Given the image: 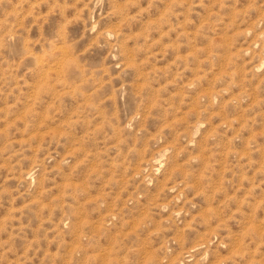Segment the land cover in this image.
Listing matches in <instances>:
<instances>
[{
  "label": "rangeland",
  "instance_id": "obj_1",
  "mask_svg": "<svg viewBox=\"0 0 264 264\" xmlns=\"http://www.w3.org/2000/svg\"><path fill=\"white\" fill-rule=\"evenodd\" d=\"M0 264H264V0H0Z\"/></svg>",
  "mask_w": 264,
  "mask_h": 264
}]
</instances>
